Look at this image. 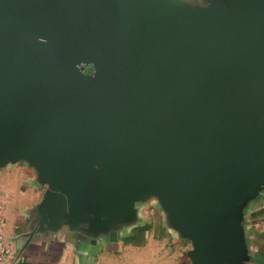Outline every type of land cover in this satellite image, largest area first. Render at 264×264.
<instances>
[{"label":"water","instance_id":"1","mask_svg":"<svg viewBox=\"0 0 264 264\" xmlns=\"http://www.w3.org/2000/svg\"><path fill=\"white\" fill-rule=\"evenodd\" d=\"M29 242L95 249L155 206L191 264H252L264 0H0V171Z\"/></svg>","mask_w":264,"mask_h":264},{"label":"crops","instance_id":"2","mask_svg":"<svg viewBox=\"0 0 264 264\" xmlns=\"http://www.w3.org/2000/svg\"><path fill=\"white\" fill-rule=\"evenodd\" d=\"M34 180L25 164L0 171V196L7 205L3 232L14 249L9 264H191L187 257L191 243L172 235L153 205L144 208L140 227L123 235L113 233L95 249L79 251L72 243L22 239L29 230L26 212L45 192ZM249 231L252 264H264V199L251 210Z\"/></svg>","mask_w":264,"mask_h":264},{"label":"built area","instance_id":"3","mask_svg":"<svg viewBox=\"0 0 264 264\" xmlns=\"http://www.w3.org/2000/svg\"><path fill=\"white\" fill-rule=\"evenodd\" d=\"M6 210L7 205L0 196V264H9L14 259V249L3 232L7 223Z\"/></svg>","mask_w":264,"mask_h":264}]
</instances>
